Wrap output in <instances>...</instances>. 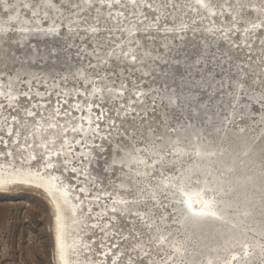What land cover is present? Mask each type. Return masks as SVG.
I'll return each mask as SVG.
<instances>
[{"label":"rangeland","instance_id":"374dc122","mask_svg":"<svg viewBox=\"0 0 264 264\" xmlns=\"http://www.w3.org/2000/svg\"><path fill=\"white\" fill-rule=\"evenodd\" d=\"M30 1L32 6H39L40 12L34 15L26 6L19 8L18 21L30 26V35L25 39L19 33L24 31L9 23L10 15L0 5V21L8 25L6 34H0V86L7 90V82L17 77L14 82L18 92L17 111L1 110L0 127H6L5 117L10 121L11 115H16L21 133L19 138L24 143L38 136L36 123H41L43 118H26L24 111L25 97L21 93L29 89L30 96L39 94L44 100V105L41 101H31L36 108L45 106L43 110L36 111L44 118H52L61 128L67 124V121L62 122L63 117L69 118L66 112L71 113L69 121L72 127L76 120H85L82 113L73 116L76 114L73 110L77 111L75 106L85 110L87 105H92L90 116L96 119L98 130L93 132L101 135L104 143H94L96 148L87 152L91 157L90 163L76 162L77 170L80 169L81 177L86 180L70 175L69 171L73 170H65L63 166L67 163L63 160L55 161L54 168L59 178L74 192L76 187L73 183L79 181L77 184L84 185L88 194L93 196L85 197L81 203L82 208L93 204L94 214L90 213L91 217L87 214L88 221L95 220L103 212L106 213L104 215L112 212L110 197L115 200L117 196L134 205L127 217L119 214L107 217L110 221L87 224L91 229L82 236L89 248V253H86L90 255L83 253L79 264H128V254L134 257L137 251L141 255L144 251L149 252L154 264H190L172 255L173 247L186 238L179 225L184 207L183 195L171 191L152 195L150 191L164 180L177 176L179 168L173 163L176 154L172 147L165 148L163 158L154 163L155 157L149 149L159 143L163 134L172 138L176 130L188 125L203 128L206 133L220 126L216 136L245 130L253 139H264V18L258 14H264V0H210L216 13L212 19L203 13L205 8L200 10L196 7L195 0H171L177 4L175 9L171 8L169 0H150L151 9L143 6L134 8L130 3L125 9L114 7L111 11L117 18L111 20L107 19L109 9L106 6L76 8L77 3L85 7L82 0H51L54 9H48V14L42 0ZM7 2L11 4L13 0ZM119 11H124L123 17L118 15ZM53 24L58 34L50 37L46 34L54 28L50 27ZM256 24L259 27H253ZM91 26H98L100 31H86ZM128 29H134V32L129 33ZM129 36L135 39L131 41ZM137 42V45H146L147 49L153 50L147 68L141 63L133 65L122 55V48L128 51ZM50 52L57 53L58 58L50 56ZM79 69L83 70L85 80L77 75ZM238 81H245L242 88L235 86ZM230 83L234 85L232 88ZM122 85L127 87L124 95L120 96ZM169 92L176 94L175 105L167 98ZM138 93L144 94L142 99H137ZM253 95L259 97L255 100ZM58 105L63 112L59 115L61 120L52 116ZM121 108L127 115L120 111ZM113 121L116 122L115 127H112ZM61 136L47 142L46 147L52 144L59 146ZM9 145L10 149L0 145V158L7 151L17 155L11 140ZM40 148L39 145L36 147V160L39 161L35 168L43 163L44 154L38 151ZM128 149L145 157L146 165L153 167L154 171L146 182L139 178L146 169L135 167L136 163L129 164L135 169L113 161L120 159ZM75 152L66 150L70 157L82 155ZM188 156L182 165L192 161V154ZM17 159L21 162L19 157ZM121 179L131 186L120 188ZM107 191L106 198L104 193ZM101 194L106 200L96 197ZM72 195L75 198L76 194ZM101 206L106 211L99 210L97 214L94 208ZM51 227V209L41 192L20 187L12 192H0V264H55ZM100 227L108 233L104 234ZM162 233H169L168 238H172L174 243L172 247L158 242ZM213 233L214 230L209 228L192 232V244H195L193 247L199 255L202 245L207 253L212 252L209 245L213 243ZM260 241L264 250L262 235ZM233 251L239 253L238 257L244 254L240 248ZM263 259L264 256L259 257L255 263L264 264ZM192 264L209 263L199 256ZM215 264L234 262L225 260Z\"/></svg>","mask_w":264,"mask_h":264},{"label":"bare ground","instance_id":"6f19581e","mask_svg":"<svg viewBox=\"0 0 264 264\" xmlns=\"http://www.w3.org/2000/svg\"><path fill=\"white\" fill-rule=\"evenodd\" d=\"M82 1L84 3V0ZM42 2L44 11L46 10L45 13L48 14V9H54L51 0H42ZM194 2L197 3V0ZM0 5L3 6L6 13H9V23L16 24V27L19 28V30L24 31L19 32L20 36H24V39L29 36L30 34L28 30L30 29V26L22 25L18 21L17 13L20 11L19 8L26 6L31 14L37 15L40 12L39 6H32V2L30 0H13V3L11 4H9L7 0H0ZM129 5L132 6L131 3ZM203 5L205 6H201V4L197 3L196 7L200 10L205 8L203 13L205 15H209L210 19H212L211 17L213 16L215 10L210 0H203ZM9 6H12L14 9L11 10ZM84 6L85 7L81 8L87 7L86 4H84ZM57 14L59 13L57 12ZM258 14L264 18V14ZM214 15H216V13ZM51 22L54 23V20ZM50 27H54L56 29L54 24ZM7 30L8 25L5 26V24L0 21V34H6ZM127 31H129V33H133L134 29H128ZM39 34L42 35V33ZM46 35L50 37L56 36L55 34L51 33ZM128 39L132 41V39H135V37L129 36ZM138 43L139 42H137L135 45ZM77 75L85 80L83 70H77ZM31 76L32 75L30 74V77ZM16 79L17 77L11 78L7 82L9 84L7 90L0 86V93H3V95H0V103L8 106L5 108H0V111L4 109H9L12 112L17 111L15 109V103L17 102L18 92L14 82ZM101 94L102 93L100 92L99 95ZM99 95H97L98 98ZM32 97L33 101H41L44 105V100L40 98L39 94H34ZM258 97V95L252 96V98L255 100ZM80 98L81 97L79 96V99ZM142 98L143 97L140 96V99ZM167 98L171 104H174L176 101V94L174 92H169ZM79 104H81V102ZM89 105H87L85 110H82L76 105L75 110L77 109V111L73 110V112L76 113L73 114V116L82 113V117H85L87 122L91 120V126H89V123H85V120H76L74 125L79 126L80 124H83L84 130L82 133L76 132L73 134L71 131L66 133L68 144L63 145V155L59 158L53 155H55V151L61 150L62 139L58 141L59 146L52 144V146L46 147V143L51 142V140L60 137L61 135V137H63L65 135V132L63 131L64 126H67L68 128L71 127L72 122L69 121V118L64 117L62 122L67 121V124H65L63 128L56 130L50 128L48 129V125L44 123L43 119L41 123H36L38 126L36 128L38 129V136H36L37 138L33 136V139L31 138L30 140H26L27 145L23 142L24 140H21L20 138L19 144H16L15 140L17 137L13 136L11 141L13 142V148L17 155L12 154L11 156L7 157L4 155L0 158V192H12L13 189L20 187L32 189L39 193L41 192L42 196L43 192L45 193L55 190L57 195L60 196L59 198L52 196V201L48 198L51 202V207L53 208L51 228L55 264H64V261H61L60 259L59 246L57 242L58 235H60L62 239L65 251V260L67 261V264H79L81 252L89 253V248L84 243L82 236L91 229L90 226L87 227V224H90L91 222L96 224L100 220H103V222L105 220L110 221V218L108 219L107 217H115V215L119 214H124V216L127 217V213L134 206L132 203L128 204L125 203L124 200L116 198L117 196L115 197V200L113 197H110V207L111 209L115 208L116 211H112L107 215H104L105 212L98 214V211H106L105 208L102 206L99 208H94L97 211L98 216L95 215V220L88 221L86 216L89 214L88 216L91 217L90 213L94 212L91 209L93 204H87L88 206L82 208L81 212H77V208L79 206L81 207V203L85 197L92 198L93 196L88 194V190L84 185L77 184L79 181H74L73 183V187H76V192H74V190L70 188L71 186L69 187L61 180L62 178H59L58 172L54 168L55 161L63 160L65 162L66 158L67 165L63 166L64 169L73 170V168H75V171H69V174L76 179L78 178L79 180H86L85 178L81 177L83 173L80 172V169L79 171L77 170L78 167L76 162L82 161L86 164L90 163L91 157L89 154H87V152L96 148L94 143H104V139L102 140L100 137L101 135L99 136L93 132V130L95 131L96 129V119L90 116L92 108L90 109ZM44 107L38 106L36 109L41 111L44 109ZM58 107L61 106L58 105ZM197 111L200 112L198 109ZM60 113L63 114V112ZM44 115H46V113H44ZM37 117L41 116L38 115ZM26 118L29 117L26 116ZM56 118L58 120L62 119L60 117ZM87 127H90V129L86 130ZM219 129L220 126L213 127L209 133H206L203 128L188 125L176 130L172 138L168 134H163L159 143L156 144L155 147L149 149V153L155 157V163L158 161V159L161 160L163 158V151L165 148L172 147L176 154L173 163L179 168V172L175 178H167L168 180H164L161 184L158 186L156 185L157 187L151 189L150 191L152 192V195L158 192L161 193V191L176 192L180 195H183V201H185L187 197H190L192 201L191 210L194 213L206 211L214 213L216 216L203 218L192 217L190 212L183 204L184 207L183 211L181 210L182 214L180 213L179 225L180 231L185 233L184 235H186V238L182 243H179L173 247L172 255H174L176 258L183 259L190 264L195 262L199 256H202L203 259H205L209 264H215L216 262L222 263L225 260L234 262V264H254L257 258L264 256L263 246L260 241V236L262 235L264 237V139H253L245 130L240 132H226L216 136L220 131ZM45 131L46 136L44 135ZM91 135H93V137ZM71 137L75 138L73 141L82 140V142H77L79 147L76 145V143H73V141L70 140ZM150 137L152 136L150 135ZM92 138L95 140L92 141ZM96 138H98V140H96ZM89 143L91 146H89ZM69 144L71 145V151L73 149L77 153H81L84 157L78 156L75 158L76 155H71V157H73V159H71L69 154L66 153V150L69 151ZM11 145H9L7 149H10ZM38 145L44 146L38 149L39 152L44 154L41 160L43 163L41 164V167L35 168L34 165L39 160H34L32 157H37L35 153L36 147ZM45 148L47 150H44ZM124 153L125 154L120 159L113 161L116 162V164L122 165L124 167H128L129 164L136 163L135 167L137 166L138 168H141V170L146 169V172H144L139 177L143 178L144 182H146L149 174L154 171L153 167L147 166L144 162L145 157L143 158L132 149H128ZM143 153H145V151ZM189 154H192L193 156V158H191L192 161L188 165H182L184 159L189 157ZM17 157L21 159V162L17 159ZM49 157L51 158L53 167L48 169L45 167V164L48 163ZM74 159H76V161ZM129 184L130 183H128V181H123V179L120 180V188L122 189H127L130 187L131 185L129 186ZM72 193L76 194L75 198H73ZM102 194L101 196L96 197L106 200L109 191L104 193L106 198L102 196ZM70 212H76L75 216L70 218ZM64 228L68 229L66 230V233ZM208 228L214 230V240L213 243L209 245V249L212 252L207 253V250L204 249V245H202V247L200 245L201 249L199 255V251H195V248L193 247L195 244H192L193 239L191 234L192 232H200V230H206ZM100 229L103 228L100 227ZM103 233H108V230L103 229ZM168 235L169 233L160 234L158 242L163 246L172 247L174 244L173 239L168 238ZM202 238L203 240H206V238ZM235 248H240L242 251H244V254L238 257L239 253L237 251H233ZM88 253H86V255H90ZM118 253H120V250ZM105 255L107 256V254ZM100 259L103 258L100 257Z\"/></svg>","mask_w":264,"mask_h":264},{"label":"snow or ice","instance_id":"6c2138e0","mask_svg":"<svg viewBox=\"0 0 264 264\" xmlns=\"http://www.w3.org/2000/svg\"><path fill=\"white\" fill-rule=\"evenodd\" d=\"M169 2L171 3L172 9H175L177 7L176 3L171 2V0H169ZM128 3H131L134 8L140 7V6H143L144 8H147V9L153 8V5L150 2V0H84V4H86L89 9H91L93 7L103 8L106 6L109 9V16L107 18L109 20L117 18V17L113 16V13L111 11L114 7L118 8V9H125L127 7ZM197 3L201 4V6H205V5H203V0H197ZM75 7L81 8V4L77 3L75 5ZM118 15L123 17L124 11H119ZM126 19L127 18L125 17V20ZM156 22H158V18H156ZM85 23H87V21H85ZM98 23H99V21H97V24ZM253 27H259V25H253ZM86 31H90L91 33H98L100 31V29L98 26H91L90 28L86 29ZM110 31L111 30H109V33H110ZM49 32L51 34H58L56 32L55 28L49 29ZM147 38L148 37L146 36L145 39H147ZM213 38H215V37L213 36ZM134 43L135 42L133 41V44ZM237 47H239V45H237ZM152 51L153 50L147 49L146 45H144V46L135 45V47L130 48L128 51H124L123 48L121 49L122 55L126 60L130 59V61L133 65H135L137 63H141L142 66L145 68H147L148 63L150 62V57H151ZM49 55L50 56H56L58 58V54L55 52H50ZM90 67H91V65H90ZM235 79L236 78L233 77V80H235ZM244 83H245V81H238L235 86L242 88ZM233 86L234 85L230 83L229 87L232 88ZM126 87H127V85L121 86V89L119 90V93H118L120 96L124 95V91H125ZM95 91H99V89H96ZM29 92H30V89H29V91L21 93V95L25 97L24 111H25L26 116L29 118L35 119V117H37L39 115V116H41V118L44 119V123L48 125V128L53 129V130L60 129L61 125L59 123H55V122H53V120L44 118L43 114H41L35 110L36 105L31 104L33 97L29 95ZM0 95H3V93H0ZM142 95H143V93H138L137 99L139 100V97ZM140 103L142 104L143 101H140ZM5 107H8V106L0 103V108H5ZM91 107H92V105H89L90 109H91ZM120 111H124L125 115H127V112L124 108H121ZM60 112H61V108L56 107L53 110V114H52L53 119H55L56 117H59ZM65 115L68 116L69 118L71 117V113L66 112ZM116 115H117V119H119V112ZM99 118L100 117L98 116L97 119H99ZM4 123H5L6 127H0V145H2L4 149H7L9 147L10 140L13 136L17 137V139L15 140V143L19 144V142H20L19 137H20L21 133L18 130V120H17L16 115H11L10 121L8 120V118H5ZM88 123H89V126H91V123H92L91 120H89ZM115 123L116 122L113 121L112 127H115ZM83 130H84L83 124H80L79 126L73 125L71 128L64 126L63 131L65 132V135L62 137L61 150L55 151V155L58 158L61 155H63V151H62L63 145L68 144V139H67V135H66V133L68 131L81 132L82 133ZM76 142H81V141H73V143H76ZM25 144L27 145V141H25ZM69 151H71V145L70 144H69ZM12 154L13 153L11 151H7V152L3 153V155H5V157L11 156ZM32 159H36V157L33 156ZM65 162H66V158H65ZM45 167H47V168L53 167L50 157H49L48 163L45 164ZM73 171H75V168H73ZM186 202H187L188 208L191 209L192 208L191 198L187 197ZM112 211L115 212L116 209L113 208ZM198 215L204 216L206 214L201 211L198 213ZM208 215H215V214L214 213H208ZM57 242H58V246H59L60 259H61V261H64V264H67V261L65 260L64 246H63L62 239H61L60 235L57 236ZM113 264H115V262H113ZM128 264H154V262L151 261V256H150L149 252L144 251V254L141 255L140 251H137L136 255L134 257L131 254H128Z\"/></svg>","mask_w":264,"mask_h":264},{"label":"water","instance_id":"95a60500","mask_svg":"<svg viewBox=\"0 0 264 264\" xmlns=\"http://www.w3.org/2000/svg\"><path fill=\"white\" fill-rule=\"evenodd\" d=\"M85 128V127H84ZM49 129V128H48ZM90 129V127H87L86 128V130H89ZM81 133V132H80ZM42 147H44V146H41V148ZM53 156H56V155H53ZM62 156V155H61ZM82 157H84L83 155H81ZM35 160V159H34ZM49 169V168H48ZM43 196H44V198H45V200H46V202L48 203V205H49V207H50V209H51V215H53V208L51 207V202L49 201V199H51V201H52V196H56L57 198H59L60 196H58L57 195V193L55 192V190H51V192H43ZM49 198V199H48ZM184 205H185V208H187V210L190 212V215L192 216V217H197V218H203V217H216L215 215H208V213H210V212H204L206 215H204V216H200V215H198V213H194L191 209H189L188 208V205H187V202H186V199H185V201H184ZM221 208V207H220ZM78 210H77V212H81V210H82V207H78L77 208ZM75 213L76 212H70V218H72L73 216H75ZM74 224H75V222H74ZM65 229V228H64ZM66 230H68V229H65V233L67 232ZM79 251H81V250H79ZM84 252H81V254H80V256H82V254H83ZM75 256V255H74ZM79 256V257H80Z\"/></svg>","mask_w":264,"mask_h":264}]
</instances>
